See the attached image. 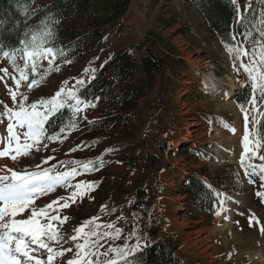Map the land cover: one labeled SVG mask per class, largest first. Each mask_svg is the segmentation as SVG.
<instances>
[{"label":"rangeland","instance_id":"374dc122","mask_svg":"<svg viewBox=\"0 0 264 264\" xmlns=\"http://www.w3.org/2000/svg\"><path fill=\"white\" fill-rule=\"evenodd\" d=\"M241 3L254 6L248 20L244 19L246 27L243 29L251 31L252 39H256L264 0H237L236 7L245 17L246 10ZM238 24L234 21L237 33ZM153 33L168 41L177 56L187 64V70L173 75L169 84L165 75L166 78L159 77L155 87L139 101L134 125L138 129L136 138L105 140L91 145L85 135L86 127L97 117V113L92 107H87L76 115V127L66 130V137L62 135L60 140L48 142L47 148L41 145L39 151L33 149L28 156L19 157L15 162L4 158L0 163H7L15 170L29 171L38 164L43 167L55 164L58 170L66 171L72 167L79 169L80 165L67 163L65 166L60 161H102L98 171L82 173L73 179V185L80 181H95L97 186L83 199L78 198L69 208L60 210L59 215L68 219L62 224L57 222L63 236L59 245H53L57 250L61 246L71 247L74 253L75 244L82 242L71 240V236L76 234L75 229L84 221L97 217L96 223L102 226L101 233L120 230L118 239L104 237L100 240L101 253L109 247L134 245L137 237L142 239V248L144 243L149 245L164 238L176 247L184 264H264V232L259 231L264 225V202L255 196L257 186L249 183L244 171L247 167L252 172L250 165L264 164V161H260L258 156L249 159L253 156L252 151L248 154L244 152L245 122L240 105L234 98L240 89V75L244 82L243 71L237 72L225 43L219 41L204 24L202 15L189 0H161L157 4L148 0H133L121 26L108 32L102 48L89 58L82 74H68L57 58L51 65L52 70L48 71L49 63L44 60L37 70L43 74L42 79L39 75L36 77L38 85L29 91L27 82H22L18 91L28 96V103L50 99L60 89H64L65 94L69 89L77 91L81 85L76 81L83 80L86 84L100 64L112 54L130 49L139 58L140 53L134 50V45L149 43ZM240 42H244L243 46L249 50L253 47L251 41L242 40L241 35L232 43ZM243 59L247 62V57ZM17 63L23 65L19 54ZM3 68L8 69V75L0 71V76L5 77L0 80V111L5 104L15 107L8 89L16 90L13 76L19 79L18 70L5 57L0 58V69ZM27 71L30 82L33 75L31 69ZM207 71L210 72V79L205 74ZM227 76L236 85L235 93L229 95L228 91L233 89L226 81ZM211 81L218 82V85L213 86ZM244 106L249 108L250 120L253 117L261 119L259 113L251 112L248 104ZM6 125L7 120L4 119L0 124V148L6 144ZM256 127L257 124H249L250 141L255 138L264 144V137L257 134ZM188 130H192L190 142L178 144V140L186 138ZM77 145L83 147L70 151ZM161 150H165L163 167L158 171H147L145 163L148 155H159ZM258 154H264V147L259 148ZM49 156L55 159L43 164ZM242 156L244 166L241 165ZM226 173L233 176L236 185L234 192L226 194L222 205L226 210L214 216L208 211L189 212L181 194L183 180L194 176L208 183L215 175L227 179ZM252 178L258 180L256 176ZM138 185L148 191L147 201L137 209L128 210ZM72 190L58 187L36 203L43 206L59 197L67 198ZM215 190L223 193L221 189ZM253 214L260 218L261 225H250L249 218ZM104 225L113 227L105 228ZM71 255L66 253L63 258H57L55 264H62ZM114 255L109 253V257ZM41 258L46 259V254L42 252Z\"/></svg>","mask_w":264,"mask_h":264},{"label":"snow or ice","instance_id":"6c2138e0","mask_svg":"<svg viewBox=\"0 0 264 264\" xmlns=\"http://www.w3.org/2000/svg\"><path fill=\"white\" fill-rule=\"evenodd\" d=\"M236 5L237 0H229ZM249 5L246 3L245 8ZM234 21L241 23L242 27L244 17L240 14V8L235 9ZM262 19L256 28L258 37L252 39L251 31H241L237 33L234 27L230 26L228 37L230 41L236 42L238 35H243L245 41H251L253 47L251 50L244 47V42L225 43V47L233 56V66L239 73L241 70L246 75V80L241 84L242 87L250 88L251 94L247 101L251 112L259 113L260 118H264V12L261 13ZM54 35L51 29L44 28L40 32H34L30 36L25 33L26 39L18 42V46H13L6 50L5 46L0 43V54L11 61L12 66L18 70L19 79L15 76L16 90L8 89L11 100L15 107L7 104L0 111V124L4 119L7 120L6 144L0 148V161L8 158L15 162L19 157L28 156L33 149L39 151L41 145L47 148L48 142L60 140L61 136L66 137V130L76 127L75 123H68L60 126L57 130L49 131L54 117L61 112L62 109H69L75 117L87 107H95V103L87 100L77 94V91L69 89L66 94L64 89H60L56 94L47 100L40 99L35 102L28 103V96L19 92L22 82H27L26 86L29 91L37 86L39 75L43 78V74L38 73L41 63L47 60L49 63L48 71H51V65L59 55H64L63 51L54 49L49 44V37ZM23 61V65L17 63V55ZM243 57H247V62ZM28 69H31L33 78L29 81ZM5 76L8 75V69H0ZM5 77L0 76V80ZM76 84L83 86L84 81L78 80ZM19 98V99H18ZM99 97H97V100ZM83 106V107H82ZM243 113L246 133L243 136V147L245 154L252 151L253 159L258 156L260 161H264V154H258L259 148L264 147L260 140L253 138L250 141L248 134L249 124H259L260 119L253 117L250 120L249 108L243 104L240 105ZM83 145H77L70 151H76ZM55 157L49 156L43 160V164H48ZM59 163L67 166V163L80 165L72 167L66 171H60L56 165L43 167L42 164L35 166L34 170H15L8 167L7 163H0V264H55L57 258H63L66 253H72L71 257L62 264H139L137 253L142 251V239L136 238V243L129 246L109 247L105 252L101 253L99 248L100 240L104 237H110L116 240L120 236V230L115 233L99 230L102 227L96 223L97 217H92L84 221L75 229V235L71 236L72 241H82L75 244V252L73 249L57 248L53 245H59L63 240V236L57 228V222L65 223L68 217H61L59 212L61 209L69 208L78 198L83 199L84 196L97 186L95 181H80L72 184L73 179L82 173H91L98 171L102 166V161L87 162L72 161ZM241 165L244 166L243 156L241 157ZM252 172L245 167V175L249 177V183L257 186L255 196L264 202V164L250 165ZM258 177V180L252 177ZM58 187L65 189L72 188L70 195L59 197L51 200L43 206L37 205V200L54 192ZM212 195L215 197L217 205L215 214L220 215L226 209L222 207L225 203V193H221L207 185ZM231 199V197H227ZM71 202V203H70ZM104 206H102L103 208ZM250 225H261V220L255 214L249 218ZM105 228H111L113 225H104ZM87 229V230H86ZM260 232H264V225L260 226ZM146 243L143 247H147ZM46 254V259L41 258V253ZM109 253L114 256L109 257ZM104 259L101 260L100 257ZM131 258V259H130Z\"/></svg>","mask_w":264,"mask_h":264},{"label":"trees","instance_id":"16d2710c","mask_svg":"<svg viewBox=\"0 0 264 264\" xmlns=\"http://www.w3.org/2000/svg\"><path fill=\"white\" fill-rule=\"evenodd\" d=\"M148 1L157 4L161 0ZM132 2L133 0H0V43L8 50L18 46L20 40L26 39L25 33L30 36L44 28L51 29L54 35L48 38V46L63 51L64 55L57 56L61 68L70 75H80L89 58L94 57L102 48L108 32L121 26ZM189 2L202 15L204 24L215 33L219 41L232 43L228 33L230 26L233 27L234 24L236 5L229 0ZM241 7L246 10L244 19L248 20L249 12L254 6L246 9L244 3H241ZM243 24L245 25V21ZM241 31L244 29L239 23L238 32ZM153 34L149 43L134 45V50L140 53L139 58L130 49L112 54L100 64L95 75L77 90L79 96L95 103L92 108L97 117L89 122L85 133L91 145L105 140L136 138L138 129L134 125L139 101L155 87L159 77L166 76L169 84L173 81V75L183 74L187 70V64L177 56L168 41L157 33ZM241 38L244 40V36L241 35ZM2 57L0 54V58ZM242 74L245 81L246 75ZM240 78V89L234 98L238 105H246L251 89L242 87L241 75ZM53 119L50 132L65 124L75 123L76 116L65 108ZM256 132L264 137V118L257 124ZM164 154L165 150H161L159 155H148L145 169L149 172L160 170ZM226 176L227 179L215 175L208 183L194 176L186 177L181 184V194L188 211H208L214 216L217 205L207 185L231 194L236 185L233 176L228 173ZM147 198L146 188L138 185L128 210L137 209ZM137 257L139 264H184L176 247L164 238L142 248Z\"/></svg>","mask_w":264,"mask_h":264},{"label":"bare ground","instance_id":"6f19581e","mask_svg":"<svg viewBox=\"0 0 264 264\" xmlns=\"http://www.w3.org/2000/svg\"><path fill=\"white\" fill-rule=\"evenodd\" d=\"M208 69V68H207ZM209 70V69H208ZM205 74L206 75H208V78L210 79L211 78V76H210V72H205ZM208 79V80H209ZM214 80V79H213ZM225 80V79H224ZM218 81V80H217ZM229 84H231L232 85V89L233 90H231V91H228V94L227 95H229V94H231V93H235L234 91L236 90V85H235V83H234V80L230 77V76H227V80H226ZM210 84H212L213 86H216V84L218 85V82H214L213 81V83H212V81L210 82ZM191 135H192V130H188L187 131V136H186V138H184V139H181V140H178V144H180V143H182L183 141L184 142H186V143H188V142H190V140H191Z\"/></svg>","mask_w":264,"mask_h":264}]
</instances>
